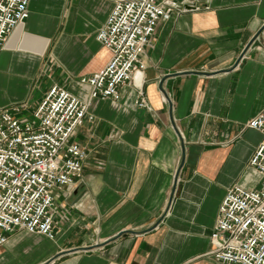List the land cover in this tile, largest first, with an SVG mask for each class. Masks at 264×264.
Masks as SVG:
<instances>
[{"label":"crops","instance_id":"crops-1","mask_svg":"<svg viewBox=\"0 0 264 264\" xmlns=\"http://www.w3.org/2000/svg\"><path fill=\"white\" fill-rule=\"evenodd\" d=\"M113 1L30 0L0 51V110L53 85L87 100L79 80L110 59L96 36ZM157 1L174 6L145 69L117 102H93L72 137L87 156L55 193L54 237L17 230L0 264H218L210 235L226 190L264 183L249 166L264 138L246 129L264 112V0Z\"/></svg>","mask_w":264,"mask_h":264},{"label":"built area","instance_id":"built-area-1","mask_svg":"<svg viewBox=\"0 0 264 264\" xmlns=\"http://www.w3.org/2000/svg\"><path fill=\"white\" fill-rule=\"evenodd\" d=\"M30 0H0V51L13 31L29 17ZM174 5L157 0H114L96 39L110 52L98 73L79 80L89 89L82 100L53 85L30 109L0 110V246L17 230L53 234L55 193L81 177L86 151L72 141L84 125L92 103L117 102L119 89L145 69L141 59L160 20ZM145 108V100L137 103ZM246 129L264 138V112L248 120ZM249 166L264 177V140ZM209 255L218 264H264V183L261 189L233 186L226 190L210 235Z\"/></svg>","mask_w":264,"mask_h":264},{"label":"rangeland","instance_id":"rangeland-1","mask_svg":"<svg viewBox=\"0 0 264 264\" xmlns=\"http://www.w3.org/2000/svg\"><path fill=\"white\" fill-rule=\"evenodd\" d=\"M46 72H47V70H46ZM36 96L37 95L31 94V92H29L27 94V96H26V99L23 102H20L19 104H15V105H12V106H15V107H21V106H23V109H30V110H32L33 109V106L36 104V102L38 104V98Z\"/></svg>","mask_w":264,"mask_h":264},{"label":"water","instance_id":"water-1","mask_svg":"<svg viewBox=\"0 0 264 264\" xmlns=\"http://www.w3.org/2000/svg\"><path fill=\"white\" fill-rule=\"evenodd\" d=\"M259 34H260V33H258V35H259ZM258 35H257L256 37H254L253 41L258 37ZM253 41H252V42H253ZM250 44H251V43H250ZM250 44H249L248 46H250ZM183 164H184V162L181 163V165H180V167H179V171L181 170ZM152 229H153V228H151L150 230H152ZM121 235H122V233H121L120 235H118L117 237H115V239L119 238ZM115 239H112V241L115 240Z\"/></svg>","mask_w":264,"mask_h":264}]
</instances>
